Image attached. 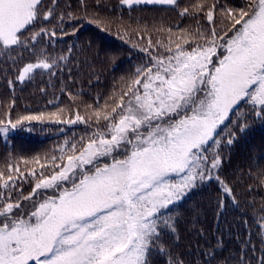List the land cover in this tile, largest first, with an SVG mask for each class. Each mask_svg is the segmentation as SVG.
I'll list each match as a JSON object with an SVG mask.
<instances>
[{
    "label": "snow or ice",
    "instance_id": "1",
    "mask_svg": "<svg viewBox=\"0 0 264 264\" xmlns=\"http://www.w3.org/2000/svg\"><path fill=\"white\" fill-rule=\"evenodd\" d=\"M122 2L169 5L176 0ZM194 7L195 13L187 7L180 12L181 17L191 14L197 24L195 31L177 29L185 33L183 45L173 48L172 42L149 39L138 49L145 59L119 97H111L103 122L99 109L92 113L95 124L80 114L63 120L57 112L0 119L4 136L25 122L46 118L92 129L45 153L43 162L22 158L26 165L38 164V174L32 169L23 175L11 165L0 171V264H187L176 253L180 221L175 213L212 186L217 217L229 200L236 202L235 187L224 175L221 145L232 146L257 122L264 126V0H246L239 9L220 0ZM53 13L43 0H0V52L21 53L12 60L17 75L10 84H23L36 69L53 74L52 67L68 59L46 56L19 63L23 53L49 36L42 21ZM217 13L223 25L219 31ZM55 35L53 30L49 38ZM242 110L243 118L233 120ZM228 124L232 128L221 138ZM13 171L25 181L33 177L29 194L22 189L17 194L21 185ZM256 178L264 186V169ZM201 211L190 209L187 228L203 238ZM258 233L264 240V216ZM216 243L222 245L223 238ZM216 254V248L205 245L197 250L195 264H213ZM237 264H245L244 259Z\"/></svg>",
    "mask_w": 264,
    "mask_h": 264
},
{
    "label": "trees",
    "instance_id": "2",
    "mask_svg": "<svg viewBox=\"0 0 264 264\" xmlns=\"http://www.w3.org/2000/svg\"><path fill=\"white\" fill-rule=\"evenodd\" d=\"M246 0H220L230 7L239 9ZM45 6L54 8L49 21H42L49 29V36L39 39L31 53H23L20 65L38 62L47 57H68L60 62V67L53 66L47 70L36 69L21 84L16 82V71L12 69V60L21 56L20 52H0V119L13 121L20 115H35L40 112H57L63 120L74 119L77 114L93 124L96 118L93 111L99 109L103 114L111 111V97L118 98L126 86L128 77L141 66L145 54L140 47H147L162 41L164 45L172 42L183 45L185 35L177 29L196 30V21L191 14L180 16L184 8L195 13V5H211L212 0H176L169 5H135L125 6L122 0H43ZM207 8H205V13ZM205 13H201V22L207 24ZM218 31L223 27L221 17H215ZM172 29V31H169ZM129 41H131L129 43ZM202 43V41H200ZM45 56L41 55V52ZM5 64L8 69H5ZM10 70V71H9ZM109 105V107H105ZM64 109L59 112V109ZM234 115L233 120L242 119ZM232 125L221 132V138L227 136ZM63 129V131H61ZM82 123L58 124L46 118L43 122H25L7 136L0 134V171L7 172L9 165L19 168L23 175L35 169L38 164H24L22 158L30 161L40 157L43 162L45 153H52L63 146L65 141L79 139L91 131ZM225 159L224 175L235 187L236 202H229L223 214L217 217L214 186L193 197L175 214L180 221V242L176 253L187 264H195L197 250H204L205 245L216 248L217 254L213 264H237L241 258L245 264H260L264 258V240L258 233L260 219L264 216V186L256 174L264 169V126L259 123L246 136H238L236 142L228 147L221 145ZM57 151V155H58ZM13 177L27 195L34 186L33 177L28 181L13 171ZM202 209L198 228L204 232L201 238L187 228L191 208ZM223 238L222 245L216 241ZM251 240L250 244L245 242ZM199 241V245L197 244ZM254 248V251H253Z\"/></svg>",
    "mask_w": 264,
    "mask_h": 264
},
{
    "label": "rangeland",
    "instance_id": "3",
    "mask_svg": "<svg viewBox=\"0 0 264 264\" xmlns=\"http://www.w3.org/2000/svg\"><path fill=\"white\" fill-rule=\"evenodd\" d=\"M136 4H133V5H131V6H135ZM125 6H129V5H127V4H125Z\"/></svg>",
    "mask_w": 264,
    "mask_h": 264
}]
</instances>
